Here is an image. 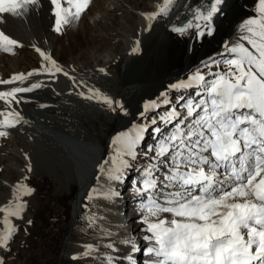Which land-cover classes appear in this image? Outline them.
Here are the masks:
<instances>
[{
  "label": "snow or ice",
  "instance_id": "1",
  "mask_svg": "<svg viewBox=\"0 0 264 264\" xmlns=\"http://www.w3.org/2000/svg\"><path fill=\"white\" fill-rule=\"evenodd\" d=\"M90 2L49 0L53 30L60 33L62 26L78 20ZM37 3L39 0H0V14L19 16ZM65 3L70 6L64 7ZM222 3L223 0H204L203 7L191 10V19L172 30L184 34L195 29L199 36L213 35V18ZM172 4L173 0H163V6L157 5L158 11L143 15L149 20L166 15ZM238 32L236 43L224 44V51L229 54L226 58L222 61L210 58L204 64L211 69L222 62L226 71L207 74L197 71L187 82L170 86L178 90L195 89V99L180 96L175 104L165 99L167 111L150 121L146 119L148 113L158 111L162 105L156 101L144 104L138 116L145 123L133 125L134 132L114 137L113 153L98 165L97 179L107 173L112 187L107 192L90 189L85 197L86 201L119 198L121 193L115 184L127 179L128 170L141 154L145 136L152 134L153 143L147 144L143 151L148 163L141 169L140 178L133 181L143 213L139 216V222L145 226L141 231L147 233L143 239L149 242L145 254L152 257L151 264H264V0H257L256 15L245 19ZM16 45L17 40L0 31V50L10 53ZM35 50L42 58L40 68L27 74L14 73L8 79H0V85L23 84L34 75L69 76L50 55L39 47ZM99 71L106 72L103 68ZM44 83L47 82L0 91V101L6 106L0 111V116L5 117L0 120V129H11L21 123V114L13 105L27 102L22 94L31 93ZM94 96L110 108L114 104L123 107L102 96L99 90H95ZM164 96L166 93H161ZM7 135L6 130H0V137ZM23 187L26 189L23 195L33 191L26 185ZM13 201L14 208L0 207L4 213L0 248L4 249L18 230L12 218L22 219L26 207V201L15 192ZM83 207L87 209L88 204ZM165 213L170 218H161ZM103 219L98 214L92 215L89 226ZM111 236L110 229L102 231L107 243L101 247L111 250L103 256L106 264H116L114 254L119 251ZM122 243L131 253L139 251L131 238ZM93 252L99 253L96 245L84 246V256ZM121 259L131 264L133 255ZM0 264H4L2 257Z\"/></svg>",
  "mask_w": 264,
  "mask_h": 264
},
{
  "label": "bare ground",
  "instance_id": "2",
  "mask_svg": "<svg viewBox=\"0 0 264 264\" xmlns=\"http://www.w3.org/2000/svg\"><path fill=\"white\" fill-rule=\"evenodd\" d=\"M128 1L103 0L101 7L87 14L86 19L82 16L83 19L80 17L75 22L84 32H87L90 23L99 22H102L96 25L99 29L106 27V32H112L114 14L120 13L119 16L123 19L122 25L118 27L120 31L117 32L123 38L124 44L118 71L106 66L107 62L118 59L117 55L109 52L99 57V61L103 60L102 64L94 61L90 68L83 64L63 63L53 55L54 46L60 45L58 33L51 31L54 21L49 0H39V3L30 5L29 10L19 16L0 14V31L17 40L16 46L21 49L30 48L33 57L41 64L42 58L35 50L39 47L69 73V76L57 74L55 77L34 75L23 84L0 85V91H6L15 86L27 87L32 83L47 82L31 93L22 94L27 102L13 105L21 114V123L11 129H0L6 130L12 138V144L0 148V151H5V154H0V161H6L5 170L8 175L16 176L14 180L0 178V187H4L6 191L5 196H0V207L14 208L13 193L17 197L22 196L26 201L22 219L13 217L12 223L26 228L31 225L28 223L31 221L28 207L36 206L40 199L33 196L34 191L30 195H23L26 190L23 186L30 188L26 183L30 176L36 179L43 177L45 182L40 183V190L50 188L55 196L60 195L58 193L63 188L67 190L73 184L76 185V202L73 203L71 218L59 249L60 264L67 260L77 261V264H106L103 256L111 250L101 247L107 243L102 238V231L109 229L112 232V242L119 248L114 254L116 264H129L127 260L121 259L129 254L133 255L131 264H147L150 261L151 257L145 254L149 242L143 239L147 233L141 231L145 226L136 221L140 215L137 211L126 215L122 205L129 194L136 192V189L131 188L132 184L127 182L130 178L128 173L123 183L115 184V187L119 186L125 191L119 198L85 200L90 189L107 192L112 187L106 178L107 173L97 179L98 165L113 153L114 137L123 132H134V122L146 102H157L161 93H166L167 98L170 90H176L170 86L187 82L197 72L193 69L201 59L223 52L225 42L236 43L239 25L245 19L256 15L257 8V0H223L219 13L213 18L214 34L199 36L195 29L181 34L172 28L186 16L190 6L196 5L195 9L203 7L204 0H173L166 15H159L151 20L143 14L158 11L157 5L163 6V0H150L146 9L134 8ZM126 11L135 14L136 21L129 22ZM93 24L91 27L95 26ZM69 28L72 30L73 27ZM1 51L0 79H8L14 73L27 74L40 68H21L18 59L11 60L12 58ZM47 66L54 72L51 65ZM101 68L106 72L99 71ZM53 79L55 82L51 83ZM95 90H99L102 96L119 102L123 107L114 104L110 108L98 102L94 96ZM86 96L93 98L88 99ZM159 104L164 106L162 102ZM5 108L3 101H0V111ZM125 111L127 114H124ZM99 115L103 118H98ZM4 118L0 116V120ZM96 121L102 127L115 121L116 127L108 134L104 127L100 131L95 128ZM18 182L21 185L19 188ZM9 201L13 203L9 204ZM85 203L88 204L87 209L83 207ZM82 210L85 213L86 228L90 227L92 215L104 217L92 226L95 231L91 235L74 232ZM3 216L4 213L0 212V231L4 228ZM163 217L164 214H161V218ZM129 238L135 241L139 251L131 253V249L122 243ZM88 244L96 245L99 253L93 252L90 256H84V246ZM4 251V248H0V257L3 260ZM74 256L78 258L73 259ZM140 256L143 260H139Z\"/></svg>",
  "mask_w": 264,
  "mask_h": 264
},
{
  "label": "rangeland",
  "instance_id": "3",
  "mask_svg": "<svg viewBox=\"0 0 264 264\" xmlns=\"http://www.w3.org/2000/svg\"><path fill=\"white\" fill-rule=\"evenodd\" d=\"M103 0H91L90 4L87 6L86 10L81 14V18L86 19V15L96 10L98 7H101ZM150 0H129L128 4L134 6V8L138 9H146L148 8L147 3ZM99 3V4H98ZM65 7H69L70 5L65 3ZM128 13V21L133 23L136 21V15L130 11H126ZM116 15V16H115ZM120 13L114 14V21L111 22L112 32L111 30L106 32L104 29L106 27L96 26L97 24L90 23L87 32L82 31L79 26L75 23L77 19H73L71 23L68 25H64L61 28L60 33H58V43L59 47L54 46L53 55L56 56L63 63H75V64H83L85 67H91L94 61H99V57L107 54L108 52L111 54H115L118 56V59L111 60L107 62V67L111 69H115L118 71L121 65V56L123 51L124 40L121 37L119 25H122V19L119 16ZM83 16V17H82ZM75 24V25H74ZM120 25V26H121ZM69 26L73 27L72 30ZM94 28V29H93ZM115 29H117L115 31ZM51 31L57 33L51 28ZM89 31V32H88ZM4 55L12 58L11 60L18 59L19 64H21V68L25 67L26 70H31L37 67H40L41 64L33 57L31 54L30 48L21 49L18 46H13V50L10 53H6L3 50L1 51ZM229 54L225 51L216 52L210 54L203 59L199 63L196 64L193 71L204 72L207 74L209 71H226L225 65L221 62L218 67H212L211 69L204 66L206 62L209 61L210 58H215L217 61H222ZM102 61H99V64H102ZM92 64V65H91ZM211 79V77H209ZM195 89H184V90H170L168 95L172 98L173 104L176 103V100L180 96H192L195 99L193 93ZM165 97H159L157 103L162 102ZM162 105V104H161ZM168 106L164 105L161 111L149 112L146 119L150 121L153 116H159L164 114L167 111ZM160 113V114H159ZM98 118H103L102 115H99ZM136 126H142L145 123V119L137 116L135 120ZM95 128L100 131L104 127V131L108 134L113 132L116 127L115 121H110L106 126H101L97 121L94 123ZM161 126V125H160ZM162 127V126H161ZM163 131H167V129H162ZM149 137V133H148ZM147 137V138H148ZM144 140V144L141 146V149L144 150L147 144H151L154 141L153 136L150 134L149 139ZM11 136L8 134L6 137H0V148H5L12 144ZM0 154H5V151H0ZM147 161L144 156H139L136 161L133 162V167L128 170V183L132 184L133 181L138 180L140 178L141 169L146 167ZM6 161H0V178L6 177L11 180L16 178L15 174H10L5 170ZM162 176V173H161ZM45 179L41 177V179H36L33 176L26 180L27 185L34 191L33 196L39 197V201L36 206L28 207V213L31 216V225L24 228L21 225L17 226V231L15 232L12 239L9 241L7 249H5L4 253V263L5 264H60L58 259L59 249L61 245L62 238L64 237L67 229V225L71 218V210L73 207V203L76 202L77 196V187L76 185H72L67 190H60L58 196H55L53 192H51L50 188L41 189L40 183H44ZM38 185V186H37ZM125 186V185H124ZM121 195L125 193L123 189L119 186L115 187ZM38 193V194H37ZM123 193V194H122ZM135 193L129 194L127 200L122 204L124 212L126 215L131 213L132 211H137L138 215H142L143 213L140 211L138 200L135 197ZM6 195V191L4 187H0V196ZM43 196V197H41ZM4 195V196H5ZM46 195V196H45ZM85 209V208H84ZM170 218V214H164ZM85 213L82 210L81 214L78 218L77 226L74 227V232L76 234H87L91 235L95 231V227L86 228L85 222ZM138 223L139 218L136 220ZM142 224V223H140ZM143 226V224L141 225ZM145 234V232H144ZM3 253V254H4ZM139 260H143V257L140 256ZM152 257L150 261H147V264H151ZM63 264H77V261L67 260L64 261Z\"/></svg>",
  "mask_w": 264,
  "mask_h": 264
},
{
  "label": "water",
  "instance_id": "4",
  "mask_svg": "<svg viewBox=\"0 0 264 264\" xmlns=\"http://www.w3.org/2000/svg\"><path fill=\"white\" fill-rule=\"evenodd\" d=\"M196 5L190 6L186 16L178 21V25H184L188 19L192 18V9H195Z\"/></svg>",
  "mask_w": 264,
  "mask_h": 264
}]
</instances>
